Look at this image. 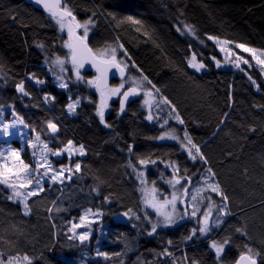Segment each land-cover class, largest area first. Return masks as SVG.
I'll return each instance as SVG.
<instances>
[{"label": "trees", "instance_id": "16d2710c", "mask_svg": "<svg viewBox=\"0 0 264 264\" xmlns=\"http://www.w3.org/2000/svg\"><path fill=\"white\" fill-rule=\"evenodd\" d=\"M70 3L81 21L94 11L97 13L96 25L89 33L90 45L117 47L118 58L128 64V77L140 78L141 72L147 76L172 101L185 123L181 125L169 116L171 109L164 105L155 110L157 121H149L142 94L123 115H118L119 101H110L105 118L111 127H104L95 115L99 94L94 88L74 77L69 80L68 90L59 89L47 71L46 60L66 54L62 45L66 33H60L46 13L24 0H0V104L5 109L14 106L50 148H61L72 140L77 146L83 144L86 150L84 156L72 159L71 165L79 162L81 170L73 171L71 180L47 183L44 192L29 198V214H25L23 204L8 200L11 190L0 185V251L27 252L34 264H173L174 260L190 264L193 259L200 264H218L208 244L212 239L231 237L222 264H234L244 244L260 251L264 258V108L260 107L264 106V74L250 54L239 49L236 53L247 57L249 65L217 68L213 57L222 61V55L216 44L207 39L212 35L233 41L231 46L244 43L264 50V0ZM128 16L140 24L131 23ZM185 23L194 26L197 40L176 31L177 25ZM119 44L124 48L120 49ZM192 53L206 65V70L196 72L187 66ZM33 73L44 83L38 85L30 79ZM81 75L86 81L95 74L81 70ZM249 76L260 86L259 90ZM21 81L28 96L16 91V84ZM45 94L55 100L45 101ZM70 94L74 99L81 98L75 116L66 108ZM161 116L168 120L163 128L159 126ZM49 121L58 125L57 133L48 129ZM168 129H175L181 138L186 129L201 146L209 164L192 161L177 142L155 139ZM139 158H151L157 163L145 169L138 164ZM129 161L138 170H146L149 184L155 181L162 194L171 192L167 181L172 178V168L166 167L168 163H178L181 175L187 169L192 176L191 184L185 185L189 188L202 183V176H207L205 169L211 167L229 196L231 215L206 237L197 233L192 240L185 239L193 227H198L194 218L158 228L156 234L149 236L151 224L144 218L145 212L152 222L157 217L144 208L140 183L128 167ZM61 163H68L67 156L56 162L59 166ZM214 197L218 205L222 203L218 195ZM88 208L103 214L96 220L90 239L84 243L78 238L69 239L71 223H79ZM129 208L140 220L135 216L116 220ZM243 226L248 237L235 231ZM84 230L88 229H77V235ZM168 240L173 241L171 246ZM165 248L173 255H159ZM97 250L107 252L108 257L98 256Z\"/></svg>", "mask_w": 264, "mask_h": 264}, {"label": "snow or ice", "instance_id": "6c2138e0", "mask_svg": "<svg viewBox=\"0 0 264 264\" xmlns=\"http://www.w3.org/2000/svg\"><path fill=\"white\" fill-rule=\"evenodd\" d=\"M33 2L43 9L60 33H66L67 35V39L62 40L63 48L67 50L66 54L63 56L57 54L52 61L54 68L58 69L60 74H56L53 68L49 69L50 71H53L55 78L58 81V86L61 89H68L69 85L65 81L63 74L69 72V70L75 75L76 81H85V77L81 75V70L85 68V65H91L95 70V75L91 79H87L85 82L87 85L94 88L99 94V102L96 104L95 115L99 118L100 124L104 125L106 128L111 127L106 121L105 113L109 109V101L113 97H119V115L125 112L126 102L129 100V97L138 96L141 93L144 96L143 104L149 110V114L146 117L149 121L154 119L151 113L153 105L158 108L164 105L169 106L171 109L169 116L181 125L185 123L172 101L167 96H164L160 92V89L157 88L147 76L143 75L142 72L140 78L131 77L130 86L124 90L125 84L128 83V80L125 79L128 64L125 61L118 59L117 47L109 45L103 48H93L90 46L89 33L96 25L95 17L97 16V13L95 11L87 19L81 21L78 19L70 0H33ZM108 15L111 16L113 20L117 19L113 13H108ZM126 19L133 24H140V21L135 20L131 16H128ZM176 31L182 35L185 32L195 35L194 26L186 23L182 26L177 25ZM207 39L214 41L220 46V51L225 53L226 58L231 55L233 60L229 62L233 63L236 68H240L241 64L249 65L248 59L231 51L229 46L234 43L233 41L227 39L221 40L219 37L212 35L207 36ZM37 47L43 49L44 45L38 44ZM118 47L120 49L124 48L123 44H119ZM235 48L242 50L244 53H249L251 59L260 66L261 73L264 74V50L249 47L244 43H235ZM124 55H128L126 50H124ZM213 60H215L216 67L219 68L221 61L216 60L215 57H213ZM47 62L48 61L46 60L45 63ZM67 65H70L71 68L69 69ZM132 66L136 67L134 62ZM187 66L194 69L196 72H200L206 68V65L203 62L197 60L195 53H192L191 57L187 59ZM113 69H115V73L113 72ZM241 71H243V69H241ZM110 73L113 76H115L116 73L119 74L121 83L118 86L114 87L109 84ZM29 78L34 80L38 85L44 83V81L37 78L34 73L31 74ZM248 79L259 90L260 86L256 84V81L253 80L251 76H249ZM16 91L24 96L29 95L24 87L23 81L16 84ZM44 99L45 101H48L49 99L55 100V97H50L48 94H45ZM80 102L79 97L73 100L72 97L69 96V103L66 105L68 112L75 113ZM10 107L13 108L12 115L16 117V120L12 123L0 124V131H2L5 136L11 135L9 129L14 127L15 123L24 124V120L17 116L14 106ZM260 107L264 108V106ZM4 112V105L0 104V119L4 117ZM221 123H223V121H221ZM167 124L168 120H164L161 127L163 128ZM47 127L52 133L58 132V125L56 123L49 121ZM251 130L255 131L254 128ZM35 139L36 142H29V147L33 149H36L38 145L40 146L39 157L36 159L34 167L32 164L26 163L22 159L21 151L18 149L10 148L7 151H0V185H4L7 189L11 190V195H9L7 199L22 203L25 214H29L30 212L28 204L29 198L36 197L45 191V178H48L53 184L57 182L63 183L65 179L71 180L73 171L79 172L81 170V164L79 162L75 163L74 169L63 163L60 164L59 168H55L53 167L51 160H49V154L56 157L67 154L69 158L74 154L80 156L86 154L85 146L83 144L77 146L72 140H68L61 148L53 149L49 147L48 143L42 141L39 135H37ZM155 139L177 141L180 144L181 149L187 152L188 157L192 161L195 162L199 160L205 165L209 164V160L203 153L201 146L194 142L192 136L186 129L184 130L183 138L176 134L175 129H170L169 131L162 132L161 135L155 137ZM128 151L129 153L133 152V147L131 145L128 146ZM33 156H36L35 151H33ZM156 163L157 161L151 158L138 159V164L145 169L149 164L155 165ZM161 163H163V161H161ZM128 167L133 169L136 179L141 185L138 190L141 192L143 204L147 208L153 209L158 217L156 222H152L147 212H145L144 218L151 224V230L147 233L149 236L156 234L158 228H168L177 225L179 220H184L187 217L196 219L198 224V227H193L190 230L189 235L185 237L186 240H192L193 237L197 236V233L202 236H207L214 228H219L220 224L224 223V220L222 219L223 217L231 215L229 211V196L224 191L220 182L215 179L217 173L211 167L205 169L207 176H202L203 186L194 188V194L190 195L189 187L185 185L191 184L192 176L187 174V169H185L184 174L181 175L178 163H168L166 167L172 168V178L169 179L167 183L172 186L174 191L171 193V198L164 197L163 199H161V194L155 186V181H152V186L148 187V180L145 171L138 170L136 165L131 161H129ZM182 180L185 181V184L181 183ZM177 185H180L179 193L175 190ZM96 191L99 194V190L97 189ZM206 192L218 195L222 203L218 205L211 196L203 195V193ZM107 199L108 198L105 197V200ZM189 200L192 209L191 213L188 212L187 207H185L183 213H181L178 210V203H184L187 205ZM205 200L208 201L207 207L201 214L200 206ZM261 203L264 204V201ZM214 209L219 214L215 222L212 221ZM49 211H51V209ZM57 211H59V209H57ZM102 215L103 214L98 210L94 212L91 208L86 209L84 214L79 217V223H71L69 231L72 235L69 239L78 238L81 243L88 241L91 237V232L84 230L77 235V229L90 228L91 225L96 222L94 218ZM122 215L129 219H131L132 216H135L136 220H140V216L136 215L131 208ZM133 227H136V225L134 224ZM235 231L241 236L248 237L246 226L237 227ZM5 243L8 242L5 241ZM97 243H99V241H97ZM167 243L171 246L173 241L168 240ZM231 243V237H226L222 241L212 239L208 244V247L214 252L218 264H222V257L225 254L226 248L229 247ZM243 248L244 250L239 253L234 264H264V258H261L260 251H254L253 247L249 244H244ZM97 255L105 258L108 257L107 252H101L99 250H97ZM115 255H119V253H116ZM159 255L172 256L173 253L170 252L168 248H165L159 253ZM185 260H187V256H185ZM0 264H34V258L27 252L21 253L19 251H9L6 253L0 251ZM65 264H71V262L65 261ZM173 264H178V262L174 260ZM190 264H200V261L193 259Z\"/></svg>", "mask_w": 264, "mask_h": 264}, {"label": "rangeland", "instance_id": "374dc122", "mask_svg": "<svg viewBox=\"0 0 264 264\" xmlns=\"http://www.w3.org/2000/svg\"><path fill=\"white\" fill-rule=\"evenodd\" d=\"M184 36H187V37H190V38H193L194 40H197L196 39V34L195 35H192V34H189V33H187V32H185L184 34H183ZM214 42V41H213ZM215 43V42H214ZM216 44V43H215ZM216 46H217V48H218V50H219V52L221 53V55H222V61H221V65H220V68H234V64L233 63H230L229 61H232L233 60V57L231 56V55H229L227 58L225 57V53H223V52H221L220 51V46H218L217 44H216ZM230 48H231V51L232 52H234V53H236V49L237 48H235V45L234 46H229ZM250 47V46H249ZM240 50V49H239ZM119 54V51H117V55ZM237 55H239L238 53H236ZM246 54H249V53H246ZM242 56L245 58V59H247V57H245L243 54H242ZM55 59V58H54ZM54 59H51V60H49L46 64H45V66L47 67V71H48V73L51 75V77H52V80H53V82L55 83V85L59 88V89H61L59 86H58V81L56 80V78H55V75H54V73H53V71H50L49 69L50 68H53L54 69V71H55V73L56 74H60L59 73V70L58 69H55L54 68V65L52 64V61L54 60ZM119 59V58H118ZM120 60H122V61H125V59L124 58H121ZM250 61V60H249ZM249 64H250V62H249ZM67 67L70 69L71 68V66L70 65H67ZM258 67H260L259 65H258ZM204 70H206V68L205 69H203V70H201L200 72H202V71H204ZM64 75V78H65V81L68 83V85H69V80H71V79H73L74 77H75V75L69 70V72H67V73H64L63 74ZM131 77H133V76H129V77H127V79L126 80H128V83H126L125 84V89L126 88H128L129 86H130V84H131V81H130V78ZM84 84H87L85 81H82ZM121 83V81H118L115 85H111V86H118L119 84ZM68 89H69V87H68ZM68 89H63V90H68ZM124 89V90H125ZM69 96H71L72 97V95L70 94V95H68V97ZM73 100H75L74 98H72ZM119 100V97H113L110 101H112V100ZM143 100H144V96H143V98H142V103H143ZM80 101H81V98H80ZM110 101H109V103H110ZM81 103V102H80ZM80 105V104H79ZM78 105V106H79ZM143 106H144V108H145V110L147 111V115L146 116H148V114H149V110H148V108L143 104ZM157 109V107L155 106V105H153V107H152V109H151V113H152V115H153V117H154V119L152 120V122H155V121H157V117H159V115H157L156 113H155V110ZM77 110V109H76ZM6 111H8L9 113H8V115L6 114ZM12 111H13V108L12 107H9V108H7L6 107V109H5V112H4V117L2 118V119H0V124H3V123H12V122H14L15 120H16V117H14L13 115H12ZM16 112V111H15ZM70 115H76V111H75V113H69ZM17 116H19L18 114H17ZM20 117V116H19ZM163 117L161 116L160 117V122H159V126H161L163 123H164V118L162 119ZM175 120V119H174ZM176 121V120H175ZM25 125H27L25 122H24V124H19V123H15V126L14 127H11L10 129H9V131H10V133H11V135H9V136H5L4 134H3V132L2 131H0V151H7L8 149H10V148H15V149H18V150H20L21 151V157H22V159L26 162V163H29V164H32L33 165V167L35 166V161H36V159H38V157H39V151H40V146L38 145L37 146V148L36 149H33V148H31V147H29V142H36V136L37 135H39L40 136V139L42 140V141H44V142H46V143H48L39 133H37V132H35V131H33L28 125L27 126H25ZM166 126V125H165ZM165 131H169V129L168 130H165ZM177 134V133H176ZM178 135V134H177ZM159 141H171V142H177V141H174V140H169V139H165V140H159ZM178 143V142H177ZM49 145V144H48ZM33 151H35L36 152V156L34 157L33 156ZM64 156H67V158H68V163L66 164V166H69V167H72L73 169H74V165L72 166L71 165V161H72V159H74L76 156H80V155H78V154H74V155H72L71 156V158H69L68 157V155L67 154H64V155H62V156H60V157H56V156H52V155H50L49 154V160H51V162L53 163V167H55V168H59V165H57L56 164V162H57V160L58 161H60V160H62L63 158H64ZM143 171H145L146 172V177H147V171L146 170H143ZM66 180V179H65ZM47 183H51V181H49L48 180V178H45V186H46V184ZM168 184V183H167ZM152 185L151 184H149V182H148V187H151ZM168 186L170 187V190H171V192H170V194H162L160 191H159V193L161 194V199H163L164 197H168V198H171V193L174 191V189L172 188V186L171 185H169L168 184ZM203 186V181H202V183H199V184H197L196 186H192V187H190L189 188V192H190V195L191 194H194L193 193V189L194 188H198V187H202ZM140 187H141V185H140ZM175 190H177L178 191V193H179V190H180V187H179V185H177V188L175 189ZM203 195H205V196H211L212 197V199L215 201V197H214V195H216L215 193H210V192H206V193H203ZM19 202V201H18ZM216 202V201H215ZM207 203H208V201L207 200H205L204 201V203L200 206L201 207V214H202V212L206 209V207H207ZM22 204V203H21ZM216 204H218L217 202H216ZM144 205V204H143ZM185 207H187L188 208V212L189 213H191V206H190V200H189V203L186 205V204H184V203H178V210L181 212V213H183V211H184V209H185ZM144 208H146L147 210H150V211H152V212H154L155 213V211L153 210V209H151V208H147L145 205H144ZM156 214V213H155ZM199 215V214H198ZM219 214L215 211V209L213 210V216H212V221L213 222H215L216 221V219H217V216H218ZM157 217V216H156ZM187 218V217H186ZM224 218L225 217H223L222 219L224 220ZM95 219V221L96 220H100L101 219V216H98V217H95L94 218ZM128 219V217H125V216H123L122 214H119V215H117L116 216V220H119V221H124V220H127ZM157 219H158V217H157ZM191 219H193V218H191ZM180 221H183V220H179L178 222H180ZM96 223L97 222H95L94 224H92L91 225V227L90 228H88V231H90L91 232V234H93V232H94V229H95V225H96ZM215 229V228H214ZM211 233H209L208 235H210ZM201 237H206V236H202L201 235Z\"/></svg>", "mask_w": 264, "mask_h": 264}, {"label": "water", "instance_id": "95a60500", "mask_svg": "<svg viewBox=\"0 0 264 264\" xmlns=\"http://www.w3.org/2000/svg\"><path fill=\"white\" fill-rule=\"evenodd\" d=\"M24 1H25L26 3L32 5L34 8L43 11V9H42L40 6L36 5V4L33 2V0H24ZM43 12H44V11H43ZM44 13H45V12H44ZM90 46H91V45H90ZM82 70H84V71H88V72H91V73L95 74V70L91 67V65H85V68L82 69ZM113 72L115 73V69H113ZM127 77H128V71H127V69H126L125 79H127ZM115 81H121V79H120V77H119V74L116 73L115 76H113V75L110 73V76H109V84L112 85L113 82H115ZM126 89H127V88H126ZM126 89H125V90H126ZM141 96H142V93H141L140 95H138V96H132V97H129V100L126 102L125 112H126L128 106L130 105V103H132V102L135 101L136 99L140 98ZM118 101H119V100H118ZM125 112H124V113H125ZM124 113H123V114H124ZM123 114H121V115H123Z\"/></svg>", "mask_w": 264, "mask_h": 264}, {"label": "built area", "instance_id": "2783aa9c", "mask_svg": "<svg viewBox=\"0 0 264 264\" xmlns=\"http://www.w3.org/2000/svg\"><path fill=\"white\" fill-rule=\"evenodd\" d=\"M244 65V64H243Z\"/></svg>", "mask_w": 264, "mask_h": 264}]
</instances>
